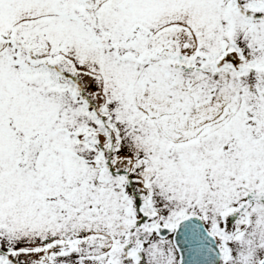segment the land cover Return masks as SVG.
I'll return each mask as SVG.
<instances>
[{
	"label": "snow or ice",
	"instance_id": "1",
	"mask_svg": "<svg viewBox=\"0 0 264 264\" xmlns=\"http://www.w3.org/2000/svg\"><path fill=\"white\" fill-rule=\"evenodd\" d=\"M0 264H264V0H0Z\"/></svg>",
	"mask_w": 264,
	"mask_h": 264
}]
</instances>
